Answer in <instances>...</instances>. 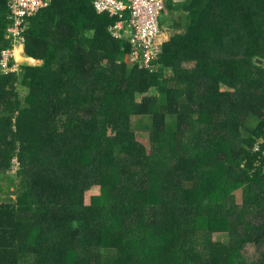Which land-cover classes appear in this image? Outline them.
Instances as JSON below:
<instances>
[{
    "label": "trees",
    "instance_id": "1",
    "mask_svg": "<svg viewBox=\"0 0 264 264\" xmlns=\"http://www.w3.org/2000/svg\"><path fill=\"white\" fill-rule=\"evenodd\" d=\"M165 13L152 70L94 0L29 18L41 63L0 67V264H264V0Z\"/></svg>",
    "mask_w": 264,
    "mask_h": 264
},
{
    "label": "built area",
    "instance_id": "2",
    "mask_svg": "<svg viewBox=\"0 0 264 264\" xmlns=\"http://www.w3.org/2000/svg\"><path fill=\"white\" fill-rule=\"evenodd\" d=\"M52 1L6 0L8 19L11 21L7 37L12 41V46L5 49L0 58V67L4 71L20 70L17 48H24L28 20ZM173 1L180 3L186 0ZM94 7L97 13L117 17L116 23L110 27L112 35L129 41L130 59L134 64L140 69L152 70L154 61L163 52V37L167 29L162 26L161 20L166 15V0H94ZM256 150H261L260 145Z\"/></svg>",
    "mask_w": 264,
    "mask_h": 264
},
{
    "label": "rangeland",
    "instance_id": "3",
    "mask_svg": "<svg viewBox=\"0 0 264 264\" xmlns=\"http://www.w3.org/2000/svg\"><path fill=\"white\" fill-rule=\"evenodd\" d=\"M170 22H171V19L168 18V16L164 17V19L161 20L162 25H166V27H167L166 29L171 34L172 30L169 29V23ZM17 49H18L17 57H18V59L20 61V65L24 64V63H27V62L30 63V64H34V65L41 63V60L35 59L33 57H29L26 54L25 50H23L21 47H19ZM20 69H21V67H20ZM18 89H19L20 96L22 98H25V96L28 94V88L25 87L24 85L20 84ZM155 94H156V92L154 90H150L149 92H147L144 95L145 96H150V95H155ZM142 97H143V95L139 94L138 97H137V100H141ZM150 123H151V119H150L149 116L141 115V116H134L132 118V128L135 131H137V132H141L144 129H146L147 127H149ZM141 138L145 139L142 136H141ZM12 171H13V173H17L19 171V168L17 167V165L14 166ZM237 199H238V202H241V199H242L241 191L237 192ZM215 239L225 240L226 239V234L217 233V234H215ZM256 254H257V250H256L255 246L252 245V244H248L246 249H245V251H244V255H246L247 257H250V258L251 257L255 258Z\"/></svg>",
    "mask_w": 264,
    "mask_h": 264
},
{
    "label": "water",
    "instance_id": "4",
    "mask_svg": "<svg viewBox=\"0 0 264 264\" xmlns=\"http://www.w3.org/2000/svg\"><path fill=\"white\" fill-rule=\"evenodd\" d=\"M258 62H259L260 64H263V60H261V59H260Z\"/></svg>",
    "mask_w": 264,
    "mask_h": 264
},
{
    "label": "crops",
    "instance_id": "5",
    "mask_svg": "<svg viewBox=\"0 0 264 264\" xmlns=\"http://www.w3.org/2000/svg\"><path fill=\"white\" fill-rule=\"evenodd\" d=\"M5 4H6V1H5ZM6 6H7V4H6ZM7 8H8V6H7ZM95 8V7H94Z\"/></svg>",
    "mask_w": 264,
    "mask_h": 264
},
{
    "label": "clouds",
    "instance_id": "6",
    "mask_svg": "<svg viewBox=\"0 0 264 264\" xmlns=\"http://www.w3.org/2000/svg\"><path fill=\"white\" fill-rule=\"evenodd\" d=\"M23 50H24V48H23Z\"/></svg>",
    "mask_w": 264,
    "mask_h": 264
}]
</instances>
